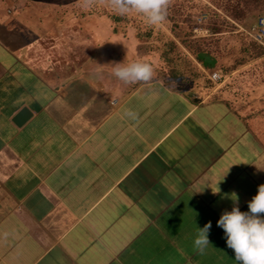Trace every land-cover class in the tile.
Listing matches in <instances>:
<instances>
[{
  "label": "crops",
  "instance_id": "1",
  "mask_svg": "<svg viewBox=\"0 0 264 264\" xmlns=\"http://www.w3.org/2000/svg\"><path fill=\"white\" fill-rule=\"evenodd\" d=\"M27 3L0 0V264H239L217 221L264 184V56L203 51L206 70L175 36L174 74L104 19ZM134 60L149 82L113 75Z\"/></svg>",
  "mask_w": 264,
  "mask_h": 264
},
{
  "label": "rangeland",
  "instance_id": "2",
  "mask_svg": "<svg viewBox=\"0 0 264 264\" xmlns=\"http://www.w3.org/2000/svg\"><path fill=\"white\" fill-rule=\"evenodd\" d=\"M38 1L39 0H28L27 4L30 2L38 3ZM46 1L52 2V4L56 5L60 4L61 7L66 8V11H63L64 13L57 9L56 16L62 14L63 18L71 19H104L108 23L107 26L109 30L113 33L119 34L120 36L122 35L123 38L128 40L131 37L133 39L137 38L142 47L141 51H144V53L147 51L150 53L152 52L155 55L151 60L152 65L155 66H161V63H158L159 56L161 55L158 56V51L154 48V46L162 47L168 40L175 41V34L177 33L182 34L183 36H186L187 34V36L184 37V40L187 41L203 39V42H201L203 47L206 46L212 49H218L222 51L221 54H223V51L228 53L227 51L229 50H232L231 52H236L237 54L238 52L241 53V49L244 47L245 42L243 41L244 37H242L238 31L245 26L244 23L231 19L227 16L229 15L227 14L228 10L233 7L245 9L247 17L244 22L246 25L255 23L257 19L264 14V0H218V4L214 6L209 0H195L197 2L196 4L199 6L201 3L208 4L213 10H216L221 17H216L214 19V16L206 11L198 13V15L196 14V17L189 21L188 24H182V21L180 22L178 20L175 22L177 26L170 21H165L159 26H152L148 24L147 20L140 14L132 12L127 15H119L105 2V0H96L95 5L87 9L79 6V0ZM168 9L170 11L169 6ZM169 11L167 10V12ZM117 17L119 19H116ZM222 17L228 18L232 25L224 23ZM180 18L182 19L183 17ZM212 26L219 27L221 33L213 34ZM195 30H198V32L195 33ZM150 31L152 32V36L148 37L147 34ZM138 35L146 37L148 41H142ZM242 54L243 53H241V55ZM238 59H240V57L234 58V62L238 63L241 61V59L240 61H237ZM254 60H248V62L251 63ZM262 62L264 63V58H262Z\"/></svg>",
  "mask_w": 264,
  "mask_h": 264
},
{
  "label": "clouds",
  "instance_id": "3",
  "mask_svg": "<svg viewBox=\"0 0 264 264\" xmlns=\"http://www.w3.org/2000/svg\"><path fill=\"white\" fill-rule=\"evenodd\" d=\"M119 15L137 13L142 15L152 26L162 25L167 19L170 0H105ZM96 0H79L82 8H91ZM113 75L124 84L149 82L154 69L149 62L134 60L128 63H113ZM125 115L135 118L134 113L126 111ZM231 211L224 210L217 221V226L224 231L227 247L232 249L239 264H264V184L258 186L257 194L248 202L247 212L238 207V197L232 194ZM212 227L208 221L202 228L198 227L194 239V248L203 252L210 244L209 232Z\"/></svg>",
  "mask_w": 264,
  "mask_h": 264
},
{
  "label": "trees",
  "instance_id": "4",
  "mask_svg": "<svg viewBox=\"0 0 264 264\" xmlns=\"http://www.w3.org/2000/svg\"><path fill=\"white\" fill-rule=\"evenodd\" d=\"M210 3L214 6V5H217L218 4V0H209ZM197 2L195 0H170V4H169V8H170V11L169 9H167L169 12H167V19L166 21H170V22H173L174 25L176 24L175 22L176 21H182L181 23L182 24H188L189 21L193 20L195 17H196V14L198 15V13H202V12H209L210 14H212L214 16V19L216 17H221V15L218 14V12L216 10H213L211 6H209L208 4H200L197 5L196 4ZM200 7V8H199ZM199 8V9H198ZM229 16L231 19H235L239 22H242L244 23V26L245 27H248L250 25H252L253 23H250L248 25L245 24V18L247 17V13H246V10L243 9V8H232V9H229L228 10V13ZM180 17H183L182 19ZM116 19H119L118 17ZM222 20L224 23L226 24H230L232 25V23L230 22V20L228 18H223L222 17ZM213 22V20H212ZM177 26V24H176ZM212 31H213V34H218V33H221L220 32V28L217 27V26H212ZM148 37H151L152 36V32L150 31L148 34H147ZM176 38H183V37H186V36H183L182 34H175ZM138 37L143 41L147 40L146 37L142 36V35H138ZM243 41L245 42L244 43V47H242L241 49V53H246V54H250V57L252 59H256V58H260V57H263L264 56V48L257 44L256 42H254L253 40L251 41H245L243 39ZM201 42H203V39L202 40H195V41H187V40H184L182 42V45L194 56V57H197L199 53L203 52V51H209V52H212L214 54H216L217 56H222L223 54L222 51L218 50V49H212L210 47H203L201 44ZM155 49L159 50L161 53H162V57L163 59L165 60V62H167L170 67H171V71H174V74L175 73V70L174 68L172 67V65L175 67L177 65V62L175 61V58H171L170 56L174 53L173 51L174 50H179V47L177 46V44L175 42H173L172 40H170V42H167V43H164V45L162 47H157V46H154ZM234 49V47H233ZM232 50H229L228 52H231ZM182 60L184 61L183 63L184 64H187L189 67L191 68H195L193 66V64L189 61L188 57L186 55H184V57L182 58ZM245 60H241L240 61V64L243 63ZM173 73V72H172Z\"/></svg>",
  "mask_w": 264,
  "mask_h": 264
},
{
  "label": "built area",
  "instance_id": "5",
  "mask_svg": "<svg viewBox=\"0 0 264 264\" xmlns=\"http://www.w3.org/2000/svg\"><path fill=\"white\" fill-rule=\"evenodd\" d=\"M197 32L198 30H195V33ZM238 32H240L242 37L253 40L264 48V14L261 15L255 23L248 27L241 28ZM208 76L215 83L222 81V75L217 72H214Z\"/></svg>",
  "mask_w": 264,
  "mask_h": 264
},
{
  "label": "water",
  "instance_id": "6",
  "mask_svg": "<svg viewBox=\"0 0 264 264\" xmlns=\"http://www.w3.org/2000/svg\"><path fill=\"white\" fill-rule=\"evenodd\" d=\"M197 61L200 62L206 70H214L217 66V59L207 52H201L197 56ZM32 117V113L28 108H23L14 118V123L18 126L25 124Z\"/></svg>",
  "mask_w": 264,
  "mask_h": 264
}]
</instances>
